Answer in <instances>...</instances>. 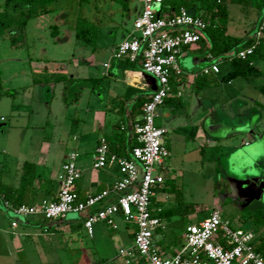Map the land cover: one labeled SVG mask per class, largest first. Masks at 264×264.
Returning <instances> with one entry per match:
<instances>
[{
	"label": "rangeland",
	"instance_id": "rangeland-1",
	"mask_svg": "<svg viewBox=\"0 0 264 264\" xmlns=\"http://www.w3.org/2000/svg\"><path fill=\"white\" fill-rule=\"evenodd\" d=\"M140 7L139 0H129L126 8L112 0H57L50 6V13L27 22L25 34L16 46L12 45L10 37L14 35V29L0 36V174L3 182L14 183V176L19 175L25 160L38 164L42 173L54 175L68 159L63 158L67 152L79 151L73 133L80 134V125L84 123L78 125L73 120L85 116L83 110L93 95V88L108 90V82L105 78L96 85L83 79L72 80L70 73L87 76L88 65H76L80 59L87 60L94 55L98 65L108 58L112 45L133 31L134 20L138 16L136 9ZM3 8L4 0H0V9ZM228 8L231 15L229 33L253 35L257 11H242L235 3L229 4ZM79 16L87 17L97 25L96 50L76 38L75 25ZM53 26L58 27L55 35ZM189 54L194 57L198 53L191 51ZM31 61L49 62L51 68L36 69ZM60 63L67 65L68 70L59 72L60 76L66 75L70 79L67 82L55 80L58 70L54 67ZM256 65L264 69V62L258 61ZM196 67V71L201 70L199 65ZM219 67L221 74L230 68L223 60ZM93 69L91 73H98ZM98 69L104 70L100 65ZM255 81L264 84V76ZM204 90L207 91L191 96L185 94L183 101L188 103L180 109L193 117L201 111L202 105H206L214 111L209 120L221 121L225 126L220 130L221 134L212 133L224 135L221 140L205 146H200L194 139L174 146L171 156L166 159L170 171L167 175L172 178L168 186L172 190L158 192L156 200L164 207L177 208L179 202L188 206H183L186 212L176 214L158 237L165 232L169 236L185 232L187 225L204 219L213 209L221 211L223 218L229 220L233 227L264 234L261 220L256 222L252 217L264 214V188L259 185L257 191L260 188L263 191L257 195V185L246 183L255 176L264 177V109L251 118H245L252 101L259 99L264 105V95L255 82H247L243 77ZM251 126L261 136L252 138L242 133L249 131ZM90 142L91 138L84 139L81 146L84 153L90 150ZM241 182L247 184L246 193L241 190ZM166 195H169L168 199ZM177 196L182 199H177ZM116 221L119 229L113 231L104 223L95 224L93 238L85 229L66 234L64 239L69 249L57 245L53 250L46 238L32 235L21 237L14 246L7 216L3 236L0 237V264H14L15 259L21 260L23 250L30 264L46 262L49 253L58 264H75V258L77 264H127L126 258L119 253L132 244L127 234L132 226L125 225L122 217L116 216ZM115 235V239L112 238ZM17 245L22 246V251L16 248Z\"/></svg>",
	"mask_w": 264,
	"mask_h": 264
},
{
	"label": "built area",
	"instance_id": "built-area-1",
	"mask_svg": "<svg viewBox=\"0 0 264 264\" xmlns=\"http://www.w3.org/2000/svg\"><path fill=\"white\" fill-rule=\"evenodd\" d=\"M139 15L134 20L133 31L113 50V58L136 63L146 74L157 79L158 86L143 104L141 119L134 125L137 144L129 156L113 152L105 138L95 148L93 167L101 169L115 165L120 174L112 188L82 198L74 189L81 177L77 154L72 152L61 165L59 190L54 200L43 199L35 205L12 207L0 199L18 216L39 215L49 221L63 218L68 212L84 216V228L92 235L97 223L117 228L116 216L135 226L133 249L144 264H264V255L257 250L258 239L252 229L233 227L223 218L222 212L213 209L207 217L189 224L184 242L172 256H162L155 245L154 234L163 227L162 220L153 214V190L165 181L164 164L170 152L163 143L168 130L155 124L157 109L171 94L172 78L184 71L179 59L184 51L201 38L207 23L199 15L181 7L172 13H159L163 0H139ZM264 34V16L253 34L254 43L229 51L220 57L246 59ZM208 58H214L211 55ZM219 73L218 63H212L205 72ZM3 119V118H1ZM110 195L113 202L105 203ZM17 226L16 221L11 222ZM131 256L129 251L123 252ZM129 262V260H127Z\"/></svg>",
	"mask_w": 264,
	"mask_h": 264
},
{
	"label": "crops",
	"instance_id": "crops-1",
	"mask_svg": "<svg viewBox=\"0 0 264 264\" xmlns=\"http://www.w3.org/2000/svg\"><path fill=\"white\" fill-rule=\"evenodd\" d=\"M140 8L136 9L137 15H139ZM257 19L258 17L255 21H257ZM130 34L131 31L124 39L128 38ZM119 43H115L112 45L108 58L106 57V59H103L101 62H99L100 64L98 65L96 64V58L94 57V55H91L87 60L80 59L76 61V65H80L82 67L88 65L87 67H89V71L87 70V76L80 77L75 75V73L73 72L70 73V78L72 80L93 77L100 79L105 78V82H108V90H96L95 87L93 88V95L91 96L90 101L86 106V109L83 110L85 116H80L77 120H73L78 125H80L81 122L84 123L80 125V134L76 132L73 133V140L75 141L76 146L79 148V151H77V149L75 152L72 151L77 154V164L81 171V177L75 182L74 189L80 194L82 198L86 197L89 194L99 193L105 189L112 188L114 182L119 179L120 174L118 173L117 167L115 165L101 169H95L93 167L95 148L100 143V139L105 138L113 152L117 153L120 156H129L133 144L137 143L136 136L134 134V125L140 121L143 107L139 106V100H147L155 91L152 89V85L147 81V74L141 70L138 64H136L137 69L129 68L124 65L125 63L122 60L113 58V50ZM191 51L194 52L193 48L186 49L180 57L179 62L184 71V74L180 77L172 78V92L165 99L164 103L157 109L155 124L158 127H164L168 130L167 134L163 137V143L170 152L169 157L171 156L173 149H175L174 146L179 142L194 139L200 144V146L202 144H204L205 146L207 145V143L221 140L223 138L222 136L224 135L223 134L222 136H218L217 134L212 133H219L221 129L225 128V126H223L224 123L221 121L209 120L210 117L213 115L214 111H211L209 107L208 109L206 105H202L201 111L193 117H190L189 113L182 112L180 109L181 106L188 103L187 100L183 101V96L185 94L188 96H191L193 93L199 94L200 92L207 91L204 89H208L215 84H221L223 82H226L223 80L222 76L230 70L229 68L225 71L224 74H221V69L219 67V73H214L212 71L205 72V70L209 68L212 63L217 62L219 66L221 60L216 57L210 59L207 56H201L198 54L193 57L189 54V52ZM207 61L210 62L205 63ZM223 61L227 62L230 66L229 61ZM31 63V65H34L33 67H35L36 69L42 68L49 70L51 68V63L49 62L46 63L41 61H31ZM201 63L205 64L202 65ZM99 65L102 66L104 70L99 71ZM198 65L201 68L200 71L195 70L197 68L196 66ZM93 68L98 73H91L90 70H92ZM54 69L58 70L57 74H60L59 72L61 71L65 72L66 70H68L67 65L65 63L57 64ZM202 75H206L203 79V85H205V87L203 89H197L194 84L195 79L198 76ZM190 79H193L192 83L190 82ZM186 87L190 89L185 90ZM259 92L263 94L260 90ZM251 104L252 105L248 110L249 113L247 115L245 114V118L247 119L251 118L253 114L258 113L259 110L264 109V105L259 99H255L254 101H252ZM206 121L210 122L207 124ZM251 128L252 126L250 127L249 131H242V133H245L246 135H249V137L252 138L255 136H261V134L259 135L257 133L255 127H253L252 129ZM87 138H91V142L89 145L90 150L87 153L86 151L84 153L81 150V146L84 142V139ZM251 142L252 141H250V143ZM72 152H67V154H65L63 158H67ZM164 167V174L165 172H167L165 174V181L163 184L155 187L153 190V197L155 199V203L152 201V207L155 213L175 208L173 206L164 207L160 204V201L156 200V194L158 192H165L167 190V186L170 184V181L172 179L171 175H167L169 171V166L166 165V161ZM60 172L61 165L59 166L57 172L54 175L48 174L45 171L44 173L41 172L44 178H50L54 180L55 188L54 192L51 194H46L43 190H40L36 198V203H39L43 199H56L60 185ZM20 176L21 171H19L18 176H14V183L9 184L18 186ZM41 184L42 181L36 180L33 186L35 188H40ZM165 198L168 199L169 195H166ZM114 199L115 196L110 195L107 198L106 202H104V204L113 202ZM10 214L11 216H9ZM7 216L10 218L9 233L14 236L12 240L14 241V246L16 242L19 243L21 237H28L32 235L46 238L47 243L50 244L53 250L57 249V245L58 247L62 246V248L69 249V246L67 245V243H65L64 235L72 234L78 229H85L83 222L84 216L78 212H68L63 218L59 220L49 221L39 215L30 217L18 216L0 201V237L3 236L4 220L7 219ZM176 216L177 215H167L164 217L158 216L162 220L163 227L158 228L156 230L154 234V242L160 250L162 256L169 257L174 255L184 242V230L175 236H169V234L165 232V234L158 237L159 232L161 233L165 231L168 226L172 223V218H175ZM118 217L123 218L121 214L118 215ZM13 220L17 222V226L15 227H12L11 225V222ZM123 223L125 225L132 226L131 229H128L127 233L131 237L132 244L123 248L119 255L126 258L127 264H132L133 262L144 264L141 257L136 254L133 249L135 226L125 222L124 218ZM116 224V229L108 226L109 229L111 231L119 229L117 221ZM94 233L95 232H93L92 235H88L93 238ZM116 236L117 235L113 236L112 238L115 239ZM17 246L18 247L16 248L22 251V246ZM127 251L131 253V256H128V254L125 255L123 253ZM22 252L23 253L21 254L23 255V258L21 260L15 259L14 264H30L28 262L26 254L24 253V250ZM127 260H129V262H127ZM73 261L75 262V264H77L76 262H78L76 258L73 259ZM42 264L58 263L49 253V258H47L46 262Z\"/></svg>",
	"mask_w": 264,
	"mask_h": 264
},
{
	"label": "trees",
	"instance_id": "trees-1",
	"mask_svg": "<svg viewBox=\"0 0 264 264\" xmlns=\"http://www.w3.org/2000/svg\"><path fill=\"white\" fill-rule=\"evenodd\" d=\"M55 1L57 0H4V8L0 9V36H4L14 29V35H10V37L12 45L16 46L19 39L25 34L27 22L37 16L50 13V6ZM112 1L120 3L125 8L128 7L129 3V0ZM234 3L238 4L242 11H257L258 19L256 23L257 25L260 23L264 16V0H163L159 6V13H172L178 11L181 7H185L191 13L204 18L207 25L201 33V38L197 43L190 46V48H193V50L201 56L211 55L212 57L220 58L222 56L224 57V54L229 51L240 47H246L254 43L252 34L237 36L228 32V25L231 17L228 6ZM52 28L53 34H57L58 27L53 26ZM75 36L84 45L91 46L93 50L98 48V27L87 17L79 16L77 18ZM224 59L230 63V70L222 76L224 81L229 82L234 78L243 77L248 82H255L256 86L264 94V84L255 81V79L264 76V70L259 69L256 65L258 61L264 62V34L259 39V43L254 52L246 59L239 57H233L231 59L225 57ZM122 61L125 63L124 65L126 67L137 69L136 63L130 62L127 59H123ZM205 76L206 75L198 76L195 79L194 84L197 89H203L205 87V85H203ZM82 79L94 85L100 80V78L93 77ZM55 80L67 81L70 79L58 74ZM171 83L173 84L172 80ZM147 100L140 99L139 106L142 107ZM136 144L137 143L133 144V146ZM36 180L42 181L40 188H35L33 186ZM54 188V180L44 178L38 165L32 161L25 160L23 162L18 186L3 182L0 174V190L4 200L8 201L12 207L35 205L37 204L36 198L40 190H43L46 194H51L54 192ZM167 189L172 190L169 186H167ZM180 198L181 196H177V199ZM151 199L153 202L155 201L153 195ZM0 201L4 204L3 200L0 199ZM179 203L180 205L177 208L160 211L158 213L154 212L153 214L164 217L186 212L183 210V206L186 207L188 205L182 202ZM259 215L260 217L254 214L252 217H254L256 222H260L261 220L260 225L264 227V214L259 213ZM256 237L258 239L257 250L264 255V234L256 233Z\"/></svg>",
	"mask_w": 264,
	"mask_h": 264
},
{
	"label": "flooded vegetation",
	"instance_id": "flooded-vegetation-1",
	"mask_svg": "<svg viewBox=\"0 0 264 264\" xmlns=\"http://www.w3.org/2000/svg\"><path fill=\"white\" fill-rule=\"evenodd\" d=\"M252 182H254L257 185L256 188H255L256 189V192H257V195L261 194V192L263 190L262 189H260L259 191H257V190H258V186L259 185H263V187H264V177L263 176H255L252 179H250L249 181H247L246 183L249 185ZM246 183H244V182H241L240 183L241 190L243 192H245V193L247 192L246 189L248 188Z\"/></svg>",
	"mask_w": 264,
	"mask_h": 264
},
{
	"label": "water",
	"instance_id": "water-1",
	"mask_svg": "<svg viewBox=\"0 0 264 264\" xmlns=\"http://www.w3.org/2000/svg\"><path fill=\"white\" fill-rule=\"evenodd\" d=\"M147 81H148V83H150L152 85V89L156 90V88L158 86L157 79L154 76L147 74ZM261 187L264 188L263 185H261Z\"/></svg>",
	"mask_w": 264,
	"mask_h": 264
},
{
	"label": "snow or ice",
	"instance_id": "snow-or-ice-1",
	"mask_svg": "<svg viewBox=\"0 0 264 264\" xmlns=\"http://www.w3.org/2000/svg\"><path fill=\"white\" fill-rule=\"evenodd\" d=\"M249 163H251V161H249Z\"/></svg>",
	"mask_w": 264,
	"mask_h": 264
}]
</instances>
